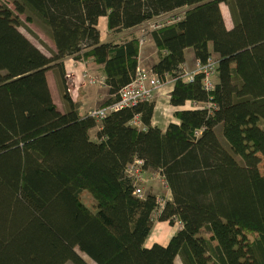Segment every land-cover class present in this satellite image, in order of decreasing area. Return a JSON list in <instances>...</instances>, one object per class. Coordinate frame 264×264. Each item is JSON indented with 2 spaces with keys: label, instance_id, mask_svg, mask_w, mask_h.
Returning a JSON list of instances; mask_svg holds the SVG:
<instances>
[{
  "label": "trees",
  "instance_id": "trees-1",
  "mask_svg": "<svg viewBox=\"0 0 264 264\" xmlns=\"http://www.w3.org/2000/svg\"><path fill=\"white\" fill-rule=\"evenodd\" d=\"M151 43L150 73L173 79L161 128L155 100L109 109ZM190 49L197 63L229 66L225 90L212 79L205 91L201 73L172 76ZM68 59L107 90L94 110L103 119L69 93ZM155 222L180 228L146 248ZM242 235L264 264V0H0V264H250Z\"/></svg>",
  "mask_w": 264,
  "mask_h": 264
},
{
  "label": "rangeland",
  "instance_id": "rangeland-1",
  "mask_svg": "<svg viewBox=\"0 0 264 264\" xmlns=\"http://www.w3.org/2000/svg\"><path fill=\"white\" fill-rule=\"evenodd\" d=\"M8 6H9V8L13 9V6L11 4H8ZM220 7H221V11H222V14H223V17H224V20H225L227 28H231L232 27V22H231V18H230V14H229L227 5L224 4V3H221ZM180 12H181V10H178L175 13L179 14ZM168 16H172V14H167V15L161 16L159 18H155L153 21L162 20V19H165ZM100 23H101V28L105 30L106 29V19L105 18H101ZM30 28L34 31V33L37 36H39L40 40L44 43V45H46L47 48L49 47L51 49H54L53 43L37 27L30 26ZM186 61L188 63L192 62L191 49H190V51L186 52ZM77 64H81V63H77ZM81 67L83 68V66H81ZM195 68H196V66H194V68L191 69V70H194ZM218 69L219 70L215 74L213 79L215 80L216 84L217 83L220 84L222 89L225 90V88L228 85L227 77H228V72H229V66L228 65H223V66H220ZM89 71L90 70L88 69L86 72H89ZM93 71H92V75L97 76V73L94 71L96 73L95 74V73H93ZM146 72L150 73L149 70H146ZM50 77L52 78V84H53V90H54L51 93L53 103L59 110H62L64 108H63V104H62V99H61V93H60L59 86L56 85L54 77H53V74L51 72H49V78ZM83 81H85V80H83ZM76 86H77V84H76ZM100 87H101L100 82L95 77V78L90 79L88 82H86V84L84 85L82 90H80L81 92H79V94L81 93L80 100L82 101V104H84L85 107H86V109H85V107H83L82 110L85 109V110L92 111L91 114H92L93 117H97L96 111L94 112V110H97L96 109L97 107L95 106L94 101H93V99H94V97H93L94 90L97 89V90L102 92L104 88L102 87L103 88L102 89ZM71 90H72L73 96H75L77 90H75L73 88H69V93L71 92ZM105 92H107V90H105ZM230 103H231V99H230V96H228V98L224 102V104L228 105ZM234 107L237 110H240L242 108L241 105H236ZM158 111H156V112H158ZM162 127H164V126H162ZM93 132L94 131H89L90 135L88 136V138L84 139V140L82 139V143H83V145H85V147H87V144L91 143L95 139ZM148 176L150 177V175H148ZM155 181H156V178H155ZM156 184L157 183H155V182L153 183L152 182L150 184L149 188H155ZM147 191H148V187L145 188V194L147 193ZM164 191L166 193V190H164L159 184H157V188L154 189L155 194H162V193H164ZM169 195H170V193H169ZM179 228H180L179 225H176L174 227L169 226L168 229L166 230V232L163 234L162 239H164V238H169L170 239L171 236H173L177 232V230ZM169 239H168V241H169ZM147 241H148L150 246H146L145 245V247L146 248H150L152 246V244H154L153 238L150 236ZM168 241L167 240L163 241L164 242L163 245H165ZM238 242H239V246L241 248L243 247L245 249L244 256L246 257V261L249 262L250 264H255L254 260H253V257H252L251 250H250L249 240H247V236H245V235L239 236V241ZM157 244H161V243H157ZM68 264H70V263H68Z\"/></svg>",
  "mask_w": 264,
  "mask_h": 264
},
{
  "label": "crops",
  "instance_id": "crops-1",
  "mask_svg": "<svg viewBox=\"0 0 264 264\" xmlns=\"http://www.w3.org/2000/svg\"><path fill=\"white\" fill-rule=\"evenodd\" d=\"M99 25L101 26L100 21H99ZM104 39H106V35L102 36V40H104ZM191 56H192V62L188 63L187 61H185V63L183 65L176 67V69L173 71L172 76L175 74H181L184 72L187 73V72L192 71L191 69H193L194 66H196L197 62L195 61L192 54H191ZM138 59H139V65H140V67L143 68V70H146V69L149 70L151 68V66L155 64V62L158 59V51L153 46V43H151L150 45L148 44L147 47L145 46L143 49H141L139 56H138ZM72 63H73V60H70V59H68L66 62V70L68 72L67 73L68 78H70L69 81L72 83L73 89L77 90L78 92H81L80 90H82V88L86 84V82L82 80L83 72L85 70L79 64L75 63L72 65ZM69 68H70V70H68ZM49 72H51V71H48L46 73V76H47L49 90L52 93V91H54V90H53L52 78L51 77L49 78ZM53 77H54V74H53ZM54 80H55V77H54ZM213 81L215 82L214 79H213ZM55 83H56V80H55ZM76 84H77V86H76ZM56 85H57V83H56ZM161 87L162 88L159 90V92L155 96V98L157 99V100L155 99L157 101V103L155 101V112H154L153 118H152V125L159 126L160 128L162 126L167 125V122H166L167 119L166 118H169V117H167L168 113L170 112L168 95L173 90V79H169L164 85H161ZM93 97H94V99H93L94 104L96 107H98V106H102L103 103L106 102L108 95H107V92H105V89H103L102 92L95 89ZM156 111H158V112H156ZM169 197H170L169 192H167L165 198L169 199ZM168 227L169 226L166 222H155L153 225V229L150 232L148 238L151 236L153 238L154 244L161 243L163 245L164 244L163 241H165V240L168 241V239H169V238L162 239V236L166 232ZM148 238L146 239V242H145L146 246H150L148 241H147Z\"/></svg>",
  "mask_w": 264,
  "mask_h": 264
},
{
  "label": "built area",
  "instance_id": "built-area-1",
  "mask_svg": "<svg viewBox=\"0 0 264 264\" xmlns=\"http://www.w3.org/2000/svg\"><path fill=\"white\" fill-rule=\"evenodd\" d=\"M156 23L153 24L154 27L158 25ZM218 67V59L215 57H209L204 64L197 63L194 70L187 73H181L180 75L186 82H189L193 80L196 73H201L203 75V89L210 92L214 87L212 79L215 76ZM161 85L163 84L160 83L158 78L154 77L151 73L141 70L140 76L137 79L121 88L118 101L109 109L120 110L135 105L138 101L155 100V96L159 92ZM168 97L170 96L168 95ZM200 106H202V104L197 105V107ZM203 106L209 108L210 103L203 104ZM96 113L97 117H93L92 114L91 116L97 120L103 119L107 114L104 110L96 111ZM127 169H129V173L134 176L136 181H141V177L139 176L141 168L139 165H136V168H131L129 166ZM140 192V189H136L134 194H140Z\"/></svg>",
  "mask_w": 264,
  "mask_h": 264
},
{
  "label": "clouds",
  "instance_id": "clouds-1",
  "mask_svg": "<svg viewBox=\"0 0 264 264\" xmlns=\"http://www.w3.org/2000/svg\"><path fill=\"white\" fill-rule=\"evenodd\" d=\"M218 71V70H217ZM217 73V72H216ZM189 108V107H188Z\"/></svg>",
  "mask_w": 264,
  "mask_h": 264
},
{
  "label": "water",
  "instance_id": "water-1",
  "mask_svg": "<svg viewBox=\"0 0 264 264\" xmlns=\"http://www.w3.org/2000/svg\"><path fill=\"white\" fill-rule=\"evenodd\" d=\"M156 24H158V23H156Z\"/></svg>",
  "mask_w": 264,
  "mask_h": 264
}]
</instances>
